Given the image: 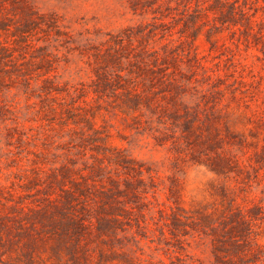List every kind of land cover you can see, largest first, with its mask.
Listing matches in <instances>:
<instances>
[{
	"label": "rangeland",
	"instance_id": "rangeland-1",
	"mask_svg": "<svg viewBox=\"0 0 264 264\" xmlns=\"http://www.w3.org/2000/svg\"><path fill=\"white\" fill-rule=\"evenodd\" d=\"M0 81V264H264V0H0Z\"/></svg>",
	"mask_w": 264,
	"mask_h": 264
},
{
	"label": "trees",
	"instance_id": "trees-1",
	"mask_svg": "<svg viewBox=\"0 0 264 264\" xmlns=\"http://www.w3.org/2000/svg\"><path fill=\"white\" fill-rule=\"evenodd\" d=\"M26 14L28 15V20H27V23L28 24H30L31 25V23H35V21H36V17L35 16H33V14L34 13H32L28 8L26 9ZM32 13V14H31ZM19 28V30H20V32L21 33H24V32H26L25 30H24V28H22V27H18ZM21 38H24V36H23V34L20 36ZM1 82V81H0ZM47 86H49L51 89H50V91H52V90H57V88L56 87H54L55 85H53V83L51 82V79L50 80H48L47 81ZM65 220H67V217L63 220V221H65ZM69 221V220H68ZM71 222V221H70ZM100 221H97V223L98 224H94V222H92V221H90L89 220V223H85V222H79L78 221V223H74V222H72V224H73V228H74V230H78V229H83V227H85V226H90V227H93V226H95V227H97V229L100 231L101 229H102V225H100V223H99ZM65 226H67L66 224H65ZM79 244L80 243H78L77 245L79 246ZM130 262L132 263V264H145L144 262H141V261H139V262H137V261H135V260H131L130 259Z\"/></svg>",
	"mask_w": 264,
	"mask_h": 264
}]
</instances>
